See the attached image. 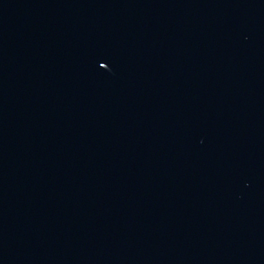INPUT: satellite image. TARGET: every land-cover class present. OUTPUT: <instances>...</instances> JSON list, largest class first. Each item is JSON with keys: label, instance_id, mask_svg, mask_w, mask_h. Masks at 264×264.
<instances>
[{"label": "water", "instance_id": "obj_1", "mask_svg": "<svg viewBox=\"0 0 264 264\" xmlns=\"http://www.w3.org/2000/svg\"><path fill=\"white\" fill-rule=\"evenodd\" d=\"M0 264H264V0H0Z\"/></svg>", "mask_w": 264, "mask_h": 264}]
</instances>
